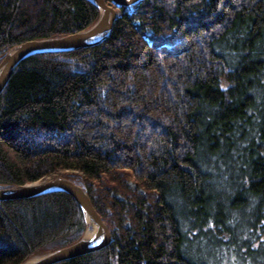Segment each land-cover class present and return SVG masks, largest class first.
I'll return each mask as SVG.
<instances>
[{"label":"trees","instance_id":"obj_1","mask_svg":"<svg viewBox=\"0 0 264 264\" xmlns=\"http://www.w3.org/2000/svg\"><path fill=\"white\" fill-rule=\"evenodd\" d=\"M97 17L89 0H0V60ZM56 172L111 241L54 264H264V0H142L95 45L23 59L0 93V187ZM86 226L61 190L0 201V264Z\"/></svg>","mask_w":264,"mask_h":264},{"label":"water","instance_id":"obj_2","mask_svg":"<svg viewBox=\"0 0 264 264\" xmlns=\"http://www.w3.org/2000/svg\"><path fill=\"white\" fill-rule=\"evenodd\" d=\"M89 1L98 8V17L89 27L66 35L28 40L12 46L4 53L0 60V93L7 85L17 65L26 57L37 53L67 51L95 45L110 34L121 7H130L142 0ZM54 190L64 191L76 199L85 212L86 230L82 237L74 243L26 259L19 264H54L96 250L111 241V231L92 206L86 191L78 183L65 176L45 178L21 185L2 186L0 187V201L30 198ZM88 223L95 226L90 236L86 235Z\"/></svg>","mask_w":264,"mask_h":264},{"label":"bare ground","instance_id":"obj_3","mask_svg":"<svg viewBox=\"0 0 264 264\" xmlns=\"http://www.w3.org/2000/svg\"><path fill=\"white\" fill-rule=\"evenodd\" d=\"M94 229H95V226L93 224H91V223H88V230L86 231V235L90 236L93 233Z\"/></svg>","mask_w":264,"mask_h":264},{"label":"rangeland","instance_id":"obj_4","mask_svg":"<svg viewBox=\"0 0 264 264\" xmlns=\"http://www.w3.org/2000/svg\"><path fill=\"white\" fill-rule=\"evenodd\" d=\"M55 176H62L61 175V173L60 172H56V173H54V174H52V175H50V176H47V177H45L46 179L48 178H53V177H55ZM45 178H43V179H45ZM42 180V179H41ZM41 180H39V181H41ZM47 253V252H46ZM43 254H45V253H43ZM40 255H42V254H39V255H34V256H32V257H37V256H40ZM32 257H30V258H32ZM29 259V258H28Z\"/></svg>","mask_w":264,"mask_h":264}]
</instances>
